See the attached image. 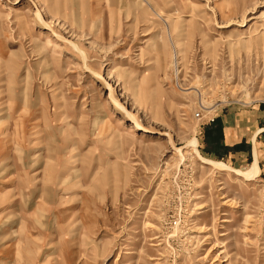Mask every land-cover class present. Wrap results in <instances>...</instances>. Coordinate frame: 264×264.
Instances as JSON below:
<instances>
[{
    "label": "rangeland",
    "instance_id": "1",
    "mask_svg": "<svg viewBox=\"0 0 264 264\" xmlns=\"http://www.w3.org/2000/svg\"><path fill=\"white\" fill-rule=\"evenodd\" d=\"M248 111L264 0H0V264H264Z\"/></svg>",
    "mask_w": 264,
    "mask_h": 264
},
{
    "label": "crops",
    "instance_id": "2",
    "mask_svg": "<svg viewBox=\"0 0 264 264\" xmlns=\"http://www.w3.org/2000/svg\"><path fill=\"white\" fill-rule=\"evenodd\" d=\"M232 115L228 120L220 118L224 123L223 131L226 145L234 146L243 143V141L260 142L264 145L262 141L264 139V118H262L264 115L261 116L256 111H248L244 116L241 113Z\"/></svg>",
    "mask_w": 264,
    "mask_h": 264
},
{
    "label": "trees",
    "instance_id": "3",
    "mask_svg": "<svg viewBox=\"0 0 264 264\" xmlns=\"http://www.w3.org/2000/svg\"><path fill=\"white\" fill-rule=\"evenodd\" d=\"M223 124L220 119L215 120L211 126L206 129L208 152L215 154L218 157H223L227 147L222 144L223 140Z\"/></svg>",
    "mask_w": 264,
    "mask_h": 264
},
{
    "label": "bare ground",
    "instance_id": "4",
    "mask_svg": "<svg viewBox=\"0 0 264 264\" xmlns=\"http://www.w3.org/2000/svg\"><path fill=\"white\" fill-rule=\"evenodd\" d=\"M136 126H138V128L144 129L143 127L140 126L139 123H137ZM209 164H212V165H214V166H216L218 168H222V169L228 167V165H226L225 163H223V162H217V161L210 162ZM240 172H241L240 174L243 175L246 179H252L253 177L259 175L260 169L258 168L257 162H256L255 164L251 165L248 169H246L244 171L243 170H240Z\"/></svg>",
    "mask_w": 264,
    "mask_h": 264
},
{
    "label": "built area",
    "instance_id": "5",
    "mask_svg": "<svg viewBox=\"0 0 264 264\" xmlns=\"http://www.w3.org/2000/svg\"><path fill=\"white\" fill-rule=\"evenodd\" d=\"M197 117H200V114L199 113L197 114Z\"/></svg>",
    "mask_w": 264,
    "mask_h": 264
}]
</instances>
